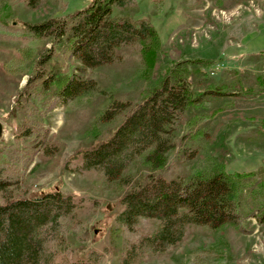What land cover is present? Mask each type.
Wrapping results in <instances>:
<instances>
[{"label":"trees","instance_id":"16d2710c","mask_svg":"<svg viewBox=\"0 0 264 264\" xmlns=\"http://www.w3.org/2000/svg\"><path fill=\"white\" fill-rule=\"evenodd\" d=\"M36 1L27 4L34 8ZM133 3L90 0L63 17L21 26L0 19V42L15 45L8 71L26 76L15 101L22 118L12 128V141L0 149V264L99 263L97 252L80 257L67 240L70 236L80 243L87 240L96 202L59 190L30 193L22 182L35 156L48 161L50 171L61 162L64 145L50 134L46 113L50 104L66 105L99 91L97 82L86 77L88 70L113 64L119 60L118 51L131 46H137L145 64H155L161 41L152 23L114 14L115 9L127 11ZM33 41L44 46L36 49ZM182 71L170 69L137 104L111 101L100 120L122 115L115 131L63 163L72 173L96 174L122 192L108 247L123 252V264L179 244L189 226L217 230L231 225L248 232V221L264 223V181L254 172H228L225 166H214L187 178L162 175L167 154L177 143L176 131L192 121L184 122L189 109L200 105L207 94L225 95L213 90L195 93ZM263 84L260 79V89ZM138 158H143L148 170L134 178L126 170ZM142 220L153 222L154 227L150 234L136 237ZM123 233L128 238L134 234L135 239L124 246Z\"/></svg>","mask_w":264,"mask_h":264},{"label":"rangeland","instance_id":"374dc122","mask_svg":"<svg viewBox=\"0 0 264 264\" xmlns=\"http://www.w3.org/2000/svg\"><path fill=\"white\" fill-rule=\"evenodd\" d=\"M89 2L37 0L36 7L30 8L27 0H0V19L19 26L40 23L84 8ZM114 14L152 23L161 41L155 64H145L137 46H131L121 48L119 60L113 64L88 70L86 77L97 82L99 91L66 105L50 104L46 113L44 122L50 134L64 145L61 162L50 171L48 161L35 156L22 182L30 193L59 190L96 202L87 240L80 243L72 236L67 240L80 257L97 252L98 264H123V252L108 247L122 192L96 174L72 173L63 163L115 131L122 115L100 120L111 101L139 103L170 69L183 70L195 93L213 90L225 95L207 94L200 105L189 109L184 122L192 121L176 131L177 143L167 154L162 175L187 178L199 170L225 166L228 172H254L264 181V88L259 87V80H264V0H134L130 9H115ZM31 46L39 49L44 44L33 41ZM14 47L0 42V149L12 141V128L22 118L15 101L26 76L8 71ZM147 170L143 158H138L126 174L137 178ZM248 222V232L231 225L217 230L189 226L179 244L132 264H264V223ZM153 227V222L142 220L135 236L148 235ZM133 236L123 233L124 246Z\"/></svg>","mask_w":264,"mask_h":264},{"label":"water","instance_id":"95a60500","mask_svg":"<svg viewBox=\"0 0 264 264\" xmlns=\"http://www.w3.org/2000/svg\"><path fill=\"white\" fill-rule=\"evenodd\" d=\"M0 131H1V124H0Z\"/></svg>","mask_w":264,"mask_h":264}]
</instances>
